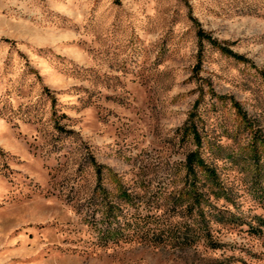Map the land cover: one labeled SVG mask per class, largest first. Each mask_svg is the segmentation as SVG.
Here are the masks:
<instances>
[{
	"label": "rangeland",
	"instance_id": "obj_1",
	"mask_svg": "<svg viewBox=\"0 0 264 264\" xmlns=\"http://www.w3.org/2000/svg\"><path fill=\"white\" fill-rule=\"evenodd\" d=\"M189 112L223 187L209 201L236 218L208 221L215 249L183 205L168 217ZM253 130L264 140V0H0V264H264ZM107 202L161 231L104 240ZM187 224V243L159 235Z\"/></svg>",
	"mask_w": 264,
	"mask_h": 264
},
{
	"label": "trees",
	"instance_id": "obj_2",
	"mask_svg": "<svg viewBox=\"0 0 264 264\" xmlns=\"http://www.w3.org/2000/svg\"><path fill=\"white\" fill-rule=\"evenodd\" d=\"M194 35L198 42L204 41L210 46L217 49L220 53L231 57L238 61H245L241 54L235 53L231 51L228 47L221 45L214 37H212L208 32L202 30L199 27H196L194 30ZM237 109V108H236ZM193 112H189L186 120L184 121L183 126L181 127L180 135L181 137H187L191 140L194 148L188 151L184 155L183 163H182V179H181V189L178 190V194H175L171 199V207L168 217L179 214V211L175 206L180 207L183 205V213H187V217H190L192 214L196 215V226L197 233H199L200 237H203V241L208 243V246L212 249L217 248L215 242L209 239L207 223L209 220H213L217 223L222 222H236V218L230 214L225 213V210L222 208H216L209 201V194H214L215 198L224 196L223 189L214 168L206 163L199 152V148L201 146V136L197 131V126L195 124V120L193 119ZM196 117V116H195ZM250 147H253L251 153L247 154V160L252 164L253 169L252 173H254L253 180L255 181L256 176L259 175L260 170V158L262 157L261 150H257L261 147L264 149V140L258 136V132L253 130L249 133ZM261 149V148H260ZM94 169L98 171V164L94 163ZM99 172V171H98ZM253 186L254 197L256 200L264 206V179L261 180L260 184ZM206 188V189H205ZM221 194V195H220ZM116 196L118 198L123 199L126 204L132 203L131 195L122 189L121 187L117 189ZM121 196V197H120ZM125 208H119L116 204H111L107 202L105 213L109 215L114 223V227L107 228L102 232V236L104 240H129L132 238H141L142 236L150 233L149 235L156 234L154 231H161L157 226H151L147 217H153L156 219L157 217L153 214L140 216L135 209L127 213L124 212ZM214 211H211L213 210ZM119 218L117 219V217ZM158 221V220H157ZM170 231V235L168 232H160V236H163L168 239L174 236V240H179V242L187 243L189 242V238L187 237V231L190 229L189 224L182 228L176 227H168ZM253 232L264 233V221L259 220L256 226L250 228ZM190 232V231H189ZM201 233V234H200ZM148 235V234H147Z\"/></svg>",
	"mask_w": 264,
	"mask_h": 264
}]
</instances>
